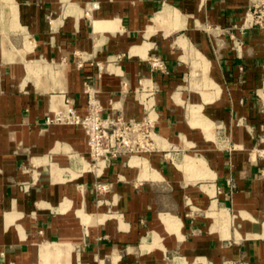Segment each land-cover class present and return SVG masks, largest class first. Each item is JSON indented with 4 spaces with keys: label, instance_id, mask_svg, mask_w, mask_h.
Segmentation results:
<instances>
[{
    "label": "crops",
    "instance_id": "crops-1",
    "mask_svg": "<svg viewBox=\"0 0 264 264\" xmlns=\"http://www.w3.org/2000/svg\"><path fill=\"white\" fill-rule=\"evenodd\" d=\"M255 1L0 0V264H264ZM97 63L107 114L141 119L153 82L167 154L114 161L103 204L83 129L47 122L87 112Z\"/></svg>",
    "mask_w": 264,
    "mask_h": 264
},
{
    "label": "built area",
    "instance_id": "built-area-1",
    "mask_svg": "<svg viewBox=\"0 0 264 264\" xmlns=\"http://www.w3.org/2000/svg\"><path fill=\"white\" fill-rule=\"evenodd\" d=\"M99 7L98 3L94 4ZM243 28L259 27L264 30V0H256L246 12ZM156 66H161L159 61ZM80 67L83 63H80ZM104 67L95 65V71L84 81V93L87 97V112L81 114L76 108L75 99L64 95L61 109L54 111L48 123L81 127L86 135L88 157L81 156L82 171L93 173L94 189L98 204L105 201L103 196L111 190L112 185L101 181L105 170L120 158H143L148 154L161 152L167 158L166 150L160 142L156 131L158 112L154 102L155 89L153 82L143 83L140 89L139 101L144 114L141 119H129L122 112L105 113L100 100V90L97 81L102 78ZM127 87L122 80V88ZM123 91L122 93H124ZM227 141V139H226ZM264 160V149H256ZM264 177V166L261 168ZM26 189L27 183L21 185Z\"/></svg>",
    "mask_w": 264,
    "mask_h": 264
},
{
    "label": "rangeland",
    "instance_id": "rangeland-1",
    "mask_svg": "<svg viewBox=\"0 0 264 264\" xmlns=\"http://www.w3.org/2000/svg\"><path fill=\"white\" fill-rule=\"evenodd\" d=\"M8 11V10H7ZM13 17H14V12L12 13V19H13ZM4 23V24H3ZM4 26H5V22H1L0 23V30H2V28H4Z\"/></svg>",
    "mask_w": 264,
    "mask_h": 264
}]
</instances>
